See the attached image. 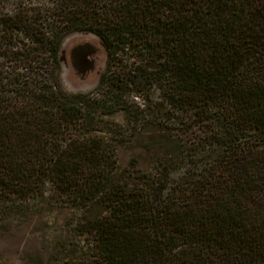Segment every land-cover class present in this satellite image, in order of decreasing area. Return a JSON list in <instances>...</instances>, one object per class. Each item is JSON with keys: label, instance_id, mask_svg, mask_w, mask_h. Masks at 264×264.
Listing matches in <instances>:
<instances>
[{"label": "trees", "instance_id": "1", "mask_svg": "<svg viewBox=\"0 0 264 264\" xmlns=\"http://www.w3.org/2000/svg\"><path fill=\"white\" fill-rule=\"evenodd\" d=\"M83 31L106 64L70 93ZM37 200L83 243L47 264H264V0H0V219Z\"/></svg>", "mask_w": 264, "mask_h": 264}, {"label": "rangeland", "instance_id": "2", "mask_svg": "<svg viewBox=\"0 0 264 264\" xmlns=\"http://www.w3.org/2000/svg\"><path fill=\"white\" fill-rule=\"evenodd\" d=\"M106 57L104 46L94 34L87 31L68 34L61 48L60 85L70 93L93 90L105 68ZM115 119L125 123L121 112ZM153 130V126L147 125L143 134ZM118 156L122 166L128 165L131 158H135L142 169L148 164V156L139 143L120 147ZM41 204L42 201L37 200L26 211L0 219V264H47L61 238L70 248L83 244L71 235L73 216L66 206L61 202Z\"/></svg>", "mask_w": 264, "mask_h": 264}]
</instances>
